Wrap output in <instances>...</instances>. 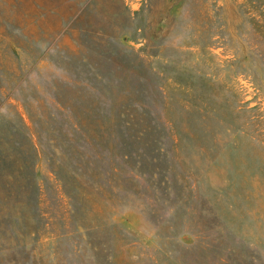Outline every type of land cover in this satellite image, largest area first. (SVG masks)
<instances>
[{"label": "rangeland", "instance_id": "rangeland-1", "mask_svg": "<svg viewBox=\"0 0 264 264\" xmlns=\"http://www.w3.org/2000/svg\"><path fill=\"white\" fill-rule=\"evenodd\" d=\"M0 264H264V0H0Z\"/></svg>", "mask_w": 264, "mask_h": 264}]
</instances>
